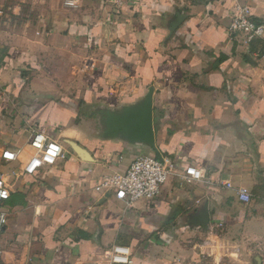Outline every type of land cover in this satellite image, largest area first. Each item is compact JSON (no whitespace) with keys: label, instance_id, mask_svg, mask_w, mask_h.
I'll return each instance as SVG.
<instances>
[{"label":"crops","instance_id":"0c3cea01","mask_svg":"<svg viewBox=\"0 0 264 264\" xmlns=\"http://www.w3.org/2000/svg\"><path fill=\"white\" fill-rule=\"evenodd\" d=\"M240 3L264 25V0ZM233 4L0 0V174L9 190L0 264H113L115 245L129 248L131 264H264V36L226 35ZM149 89L158 159L175 174L154 200L127 205L95 187L156 154L104 138L102 112L135 105ZM32 131L62 154L26 175ZM186 167L203 178L185 184Z\"/></svg>","mask_w":264,"mask_h":264},{"label":"built area","instance_id":"2783aa9c","mask_svg":"<svg viewBox=\"0 0 264 264\" xmlns=\"http://www.w3.org/2000/svg\"><path fill=\"white\" fill-rule=\"evenodd\" d=\"M111 4L120 5L121 0H109ZM230 23L226 29V35L233 38L243 35L246 42L264 36V25L256 24L251 18L250 8L234 0L231 8ZM30 146L37 152L24 165L22 173L33 175L39 168L53 166L61 157V146L50 140L45 134L32 131ZM18 153L15 151L3 150L1 158L5 161L17 160ZM175 174L173 162L169 159H157L144 155L137 156L127 170L104 179L95 187L100 193L109 192L113 196L127 205H131L139 200H154L161 192L162 187ZM185 184L199 182L203 178L200 169L186 167L183 174L178 175ZM237 199L247 205L252 200V195L245 187L236 189ZM9 198V190L6 188L3 175L0 174V233L7 223V212L3 209V203ZM113 264H131L130 250L124 246L115 245L108 253Z\"/></svg>","mask_w":264,"mask_h":264},{"label":"water","instance_id":"95a60500","mask_svg":"<svg viewBox=\"0 0 264 264\" xmlns=\"http://www.w3.org/2000/svg\"><path fill=\"white\" fill-rule=\"evenodd\" d=\"M153 90L149 89L147 94L132 106L123 107L119 111L102 112L103 121V133L104 138H123L133 144H141L150 148L157 154L154 145V132H153V121H152V100ZM73 150L80 156H84L85 153L76 144H71ZM209 223L208 213L205 211L202 215L201 222L196 225L206 229Z\"/></svg>","mask_w":264,"mask_h":264}]
</instances>
